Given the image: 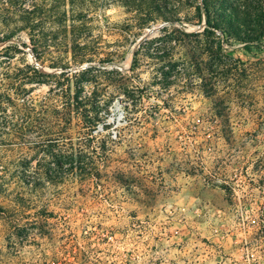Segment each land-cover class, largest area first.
Wrapping results in <instances>:
<instances>
[{
  "label": "rangeland",
  "instance_id": "rangeland-1",
  "mask_svg": "<svg viewBox=\"0 0 264 264\" xmlns=\"http://www.w3.org/2000/svg\"><path fill=\"white\" fill-rule=\"evenodd\" d=\"M263 11L0 0V264H264Z\"/></svg>",
  "mask_w": 264,
  "mask_h": 264
},
{
  "label": "trees",
  "instance_id": "trees-1",
  "mask_svg": "<svg viewBox=\"0 0 264 264\" xmlns=\"http://www.w3.org/2000/svg\"><path fill=\"white\" fill-rule=\"evenodd\" d=\"M261 6L262 5H260V8H261ZM197 10H198V13H199V16L200 17H202L203 12H205V14L207 16L208 23L211 22V14H210V10L208 9L207 6H205L204 8H202L200 5H198L197 6ZM263 14H264V11H263ZM229 24H231V20L229 21ZM263 25H264V23H259L258 24V27H252L251 25L250 26L247 25V23H243L242 24V26L247 27V29H246L247 32H257L258 33V35H256L255 37L254 36H251V35L248 37V40L250 42L251 41H255L257 39H260L261 37L264 36V28H262ZM232 28H233V24H232L231 27H229L227 29V30H229L227 32L233 33ZM224 31H226V29ZM241 39L242 40H247V38H245V37L244 38H241ZM38 71H39V73H42L44 75H48L49 74V73H46V72H41L40 70H38ZM67 104L68 105L64 104L62 108L57 107V106H54L53 108H51V106L48 107V105L47 106L45 105L46 108L45 109H42V111H44L46 114H49L51 111L56 112V113H62V114H72L74 111H77V110L73 109V107H72L73 105L72 104L71 105L69 103H67ZM34 110L36 112V109H34Z\"/></svg>",
  "mask_w": 264,
  "mask_h": 264
},
{
  "label": "built area",
  "instance_id": "built-area-1",
  "mask_svg": "<svg viewBox=\"0 0 264 264\" xmlns=\"http://www.w3.org/2000/svg\"><path fill=\"white\" fill-rule=\"evenodd\" d=\"M110 238L112 239L113 237H112V236H110Z\"/></svg>",
  "mask_w": 264,
  "mask_h": 264
}]
</instances>
